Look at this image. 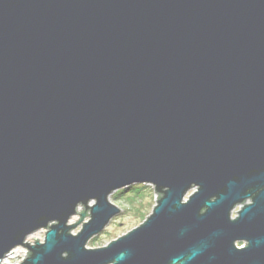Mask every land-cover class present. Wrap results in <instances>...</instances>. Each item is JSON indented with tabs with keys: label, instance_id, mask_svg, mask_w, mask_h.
<instances>
[{
	"label": "water",
	"instance_id": "obj_1",
	"mask_svg": "<svg viewBox=\"0 0 264 264\" xmlns=\"http://www.w3.org/2000/svg\"><path fill=\"white\" fill-rule=\"evenodd\" d=\"M133 184L151 212L86 247ZM18 246V264H264V0H0V263Z\"/></svg>",
	"mask_w": 264,
	"mask_h": 264
},
{
	"label": "rangeland",
	"instance_id": "obj_2",
	"mask_svg": "<svg viewBox=\"0 0 264 264\" xmlns=\"http://www.w3.org/2000/svg\"><path fill=\"white\" fill-rule=\"evenodd\" d=\"M143 185H145V188L139 190L141 194L138 197H135L134 194L127 196L125 194L126 192H123L122 194L118 195L117 191L121 190L122 188L113 191L109 195V200L113 204L117 205L121 209V211L116 216L111 218L108 224L98 234L94 235L86 242V247L98 248L104 246L108 244L111 240L116 239L117 237L121 236L122 234H125L132 228L136 227L146 218V216L151 212V209L155 203V194L151 185ZM89 204H91V202H89ZM81 207V205L77 207V212L81 211ZM238 209L239 206H236L234 208L232 216L236 214V211H238ZM72 218L73 221H69L71 224L76 222L77 218H80L79 213L73 215ZM88 219L89 215H86L81 220V222H79L75 226V228L71 230V233L77 234V232L82 227V222H85ZM44 231V229L35 231L34 233L27 236L26 241L29 243H34V238L32 237L39 238V241L43 240ZM13 250L15 251L13 253H10ZM25 253L26 248L23 246H18L16 248H13L6 254H9V258H7L6 260L9 261L10 264H18L25 257Z\"/></svg>",
	"mask_w": 264,
	"mask_h": 264
},
{
	"label": "trees",
	"instance_id": "obj_3",
	"mask_svg": "<svg viewBox=\"0 0 264 264\" xmlns=\"http://www.w3.org/2000/svg\"><path fill=\"white\" fill-rule=\"evenodd\" d=\"M142 188H145V185H143V184H139V185H130V186H128V187H125V188H122L121 190H118L117 191V194L119 195V194H122L123 192H126L125 194L127 195V196H130L131 194L133 195H135V197L137 196H139L141 193L139 192V190H141ZM142 216H144V215H142Z\"/></svg>",
	"mask_w": 264,
	"mask_h": 264
},
{
	"label": "bare ground",
	"instance_id": "obj_4",
	"mask_svg": "<svg viewBox=\"0 0 264 264\" xmlns=\"http://www.w3.org/2000/svg\"><path fill=\"white\" fill-rule=\"evenodd\" d=\"M71 218H72V217H71ZM71 218H70L69 221H73V218H72V219H71ZM69 221H68V222H69ZM69 223H70V222H69ZM14 251H15V250H13V251L10 252V253H13ZM7 258H9V254L6 255V256L1 260V263H0V264H10L9 261L6 260Z\"/></svg>",
	"mask_w": 264,
	"mask_h": 264
}]
</instances>
